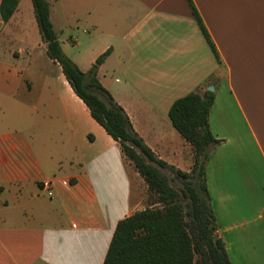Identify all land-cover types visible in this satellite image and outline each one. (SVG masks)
Masks as SVG:
<instances>
[{
  "label": "crops",
  "instance_id": "1",
  "mask_svg": "<svg viewBox=\"0 0 264 264\" xmlns=\"http://www.w3.org/2000/svg\"><path fill=\"white\" fill-rule=\"evenodd\" d=\"M15 1L6 22L0 10V264H103L117 223L144 209L133 200L142 178L48 57L31 0ZM191 1L220 63L186 0H47L82 72L110 51L99 83L179 171L193 152L168 111L214 87L221 142L205 178L217 235L230 264H264V0Z\"/></svg>",
  "mask_w": 264,
  "mask_h": 264
},
{
  "label": "trees",
  "instance_id": "2",
  "mask_svg": "<svg viewBox=\"0 0 264 264\" xmlns=\"http://www.w3.org/2000/svg\"><path fill=\"white\" fill-rule=\"evenodd\" d=\"M48 57L61 71L91 118L118 144L123 160L133 166L147 191V206L120 220L114 230L103 264H230L207 191L205 170L213 149L220 144L209 128L214 92L199 89L177 99L168 111L175 131L191 147L193 163L182 172L158 159L134 131L124 110L99 83L97 69L106 51L82 72L61 50L50 21L47 0H31ZM191 13L215 59L219 56L191 0ZM15 0H3L1 16L7 21ZM168 170L180 184L169 183Z\"/></svg>",
  "mask_w": 264,
  "mask_h": 264
},
{
  "label": "rangeland",
  "instance_id": "3",
  "mask_svg": "<svg viewBox=\"0 0 264 264\" xmlns=\"http://www.w3.org/2000/svg\"><path fill=\"white\" fill-rule=\"evenodd\" d=\"M66 41V40H65ZM61 50L65 54L67 58H72L75 54L74 50H72V47L67 44L65 46H62L60 44ZM128 171L132 174L134 171V168L131 164L126 163ZM192 166L189 167L191 169ZM175 168V167H174ZM187 169V170H189ZM163 174H165L167 177H169V183L176 189L180 187V184L174 179V175L171 174L168 170H162ZM149 193L147 191V188L145 184H143L142 180H138L137 182L133 181V200L141 204L142 208H145L147 206V197Z\"/></svg>",
  "mask_w": 264,
  "mask_h": 264
},
{
  "label": "built area",
  "instance_id": "4",
  "mask_svg": "<svg viewBox=\"0 0 264 264\" xmlns=\"http://www.w3.org/2000/svg\"><path fill=\"white\" fill-rule=\"evenodd\" d=\"M49 186H50V183L48 182V181H44L43 183H42V188H44V189H49Z\"/></svg>",
  "mask_w": 264,
  "mask_h": 264
},
{
  "label": "water",
  "instance_id": "5",
  "mask_svg": "<svg viewBox=\"0 0 264 264\" xmlns=\"http://www.w3.org/2000/svg\"><path fill=\"white\" fill-rule=\"evenodd\" d=\"M206 90L209 91V92H213L214 91V87L213 86H208L206 88Z\"/></svg>",
  "mask_w": 264,
  "mask_h": 264
}]
</instances>
